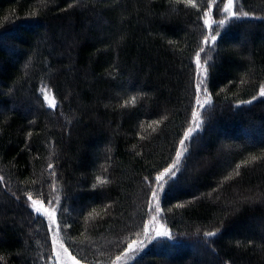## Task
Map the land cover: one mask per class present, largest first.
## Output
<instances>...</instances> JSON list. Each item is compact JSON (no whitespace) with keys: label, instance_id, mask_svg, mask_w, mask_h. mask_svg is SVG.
Instances as JSON below:
<instances>
[{"label":"trees","instance_id":"16d2710c","mask_svg":"<svg viewBox=\"0 0 264 264\" xmlns=\"http://www.w3.org/2000/svg\"><path fill=\"white\" fill-rule=\"evenodd\" d=\"M261 89L264 0H0V264H264Z\"/></svg>","mask_w":264,"mask_h":264},{"label":"rangeland","instance_id":"374dc122","mask_svg":"<svg viewBox=\"0 0 264 264\" xmlns=\"http://www.w3.org/2000/svg\"><path fill=\"white\" fill-rule=\"evenodd\" d=\"M200 71H201V69H200ZM200 101H202V98H200ZM196 124H197V121L195 123H193V125H194V126L192 125L193 128L191 127L192 132L196 129ZM198 124H199V122H198ZM186 137L187 136H185L182 140L183 143H181V145H183V146H184V143L186 144V141L189 138V137H187V138ZM180 156H182V154ZM162 186L163 185L159 182L158 188L157 189L155 188V190H154L155 196L151 200V202L154 204V205H152V209H151L152 213H158V211H157V208H159V206H158V194H159V189L162 188ZM37 208H40V211L38 213L45 216L46 220L49 224V227H50L49 230L51 233L52 244H53L52 246H53L54 254L56 256L58 264H78L75 262V259L72 257V255L66 249V247H64L63 244L61 243V240L59 237V231L57 230L58 227H56V224L54 222V217L52 215L53 212L51 210H48L46 207H42V206H36L35 211ZM154 238L165 239L167 241L172 239V237H171L170 233L167 231L166 227L163 226V223L160 220V218L158 217V214H157V217L155 218V220L150 222L143 244L136 247V243H134L133 246L130 247L127 252H129V255L131 257L135 256L140 250H142L144 248V246L147 245V243L150 242L149 243V245H150L154 241L153 240ZM131 249H133V250H131ZM127 262H129V261L125 260V258H123V257H120L119 259H117L114 262V264H126Z\"/></svg>","mask_w":264,"mask_h":264},{"label":"snow or ice","instance_id":"6c2138e0","mask_svg":"<svg viewBox=\"0 0 264 264\" xmlns=\"http://www.w3.org/2000/svg\"><path fill=\"white\" fill-rule=\"evenodd\" d=\"M229 3L231 4V0H229ZM221 24H223V21H221ZM205 43H207V41H205ZM43 92H45V90L42 89V93ZM260 94H261V96H264V89H261V93ZM44 98H45L46 101H48V106L49 107H51V108H55L56 107V103H55L54 98L52 100H49V98H48V96L46 94L44 95ZM134 99L135 98H133V102H134ZM197 116H198V114L194 113V117H197ZM191 132H192V129H189V133H191ZM181 143H183V141ZM49 167H51V165H49ZM173 175H174V173H173ZM161 178L162 177H158L157 179H161ZM103 182L104 181H101V183H103ZM29 199L31 200V197H29ZM33 203H39V202L38 201H33ZM36 211L39 212L40 208H37ZM206 235L212 236V235H215V233L210 232V233H206Z\"/></svg>","mask_w":264,"mask_h":264}]
</instances>
